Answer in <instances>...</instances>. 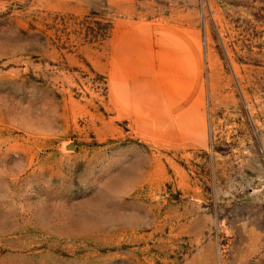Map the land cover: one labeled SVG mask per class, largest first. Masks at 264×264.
<instances>
[{"label":"rangeland","instance_id":"obj_1","mask_svg":"<svg viewBox=\"0 0 264 264\" xmlns=\"http://www.w3.org/2000/svg\"><path fill=\"white\" fill-rule=\"evenodd\" d=\"M148 23L194 41L188 108L113 95ZM0 264H264V0H0Z\"/></svg>","mask_w":264,"mask_h":264},{"label":"crops","instance_id":"obj_2","mask_svg":"<svg viewBox=\"0 0 264 264\" xmlns=\"http://www.w3.org/2000/svg\"><path fill=\"white\" fill-rule=\"evenodd\" d=\"M114 35L109 76L123 109H185L194 103V41L185 31L148 23Z\"/></svg>","mask_w":264,"mask_h":264}]
</instances>
